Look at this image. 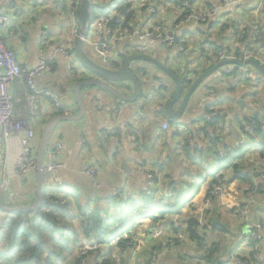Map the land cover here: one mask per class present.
Listing matches in <instances>:
<instances>
[{"label":"trees","instance_id":"16d2710c","mask_svg":"<svg viewBox=\"0 0 264 264\" xmlns=\"http://www.w3.org/2000/svg\"><path fill=\"white\" fill-rule=\"evenodd\" d=\"M50 1L53 5H58V8L62 11L58 16L59 27H62V31H66L64 27L70 23L71 32L76 29L78 33L80 22L77 19V14L81 0ZM169 1L172 2L175 8L184 10L177 23L182 22L190 12L189 8L184 9L182 7V3L186 2L188 6H191L196 2V0ZM260 1H262L261 11L258 9V2ZM29 3L33 4L35 10L49 9L50 11V8L37 5L33 0ZM208 6L212 5L208 4ZM250 7L252 8L250 10L246 8L248 15L252 16L248 24H246L247 16L245 17L243 13H240L238 17L241 20H238V18L233 21L228 19L225 24H222L221 29L227 26V29L233 33L232 50L219 46L216 42L210 41V38L201 40L199 42L200 48L207 46L214 52L221 51L225 56L236 58H241L244 52H248L251 56L254 55L256 49L264 50V0H255ZM234 8L235 6L233 10ZM145 9L144 11H146ZM227 10H230L227 13L230 15V7ZM17 11H19V6ZM141 11L143 13V9ZM110 14L94 7L92 0V17L87 29L97 19V16L105 15L108 17ZM258 14L260 16L259 20ZM55 15V11L51 10V14L44 16L43 19L48 20V22L54 19L51 26H55L57 23L53 18ZM116 15H110L112 18L107 24L110 32L120 29L131 34L134 32L135 24L141 23L136 21L137 12L131 5L125 6L123 3H119L116 7ZM216 15L211 18L213 22H209L206 31L210 30L212 24L215 25L221 20L220 11ZM237 21L242 25L243 36L241 39H236L238 32L235 31L234 26ZM259 21L261 23L258 25ZM191 23L195 26V32H189L190 38L197 35L203 36L204 33L199 27L205 22L190 21L180 28L189 26ZM49 26L47 24L41 25L42 33L39 37L41 42L47 43L51 47H66L69 48L70 53L73 52V43H70L67 36L53 33ZM255 28L260 30L261 35L257 42L253 36ZM11 29L14 31V35L9 34L8 36H15L19 39L21 37L19 35H22L21 30L16 28L15 25ZM66 32L69 33L70 30L67 28ZM72 34L76 33L72 32ZM42 35L44 36L43 40ZM129 46L125 43V46L121 45L118 50L117 58L120 65L123 64L128 53L125 50ZM89 54L91 55L90 52ZM201 54H204V49L201 50ZM207 61L210 60L207 58ZM118 66L115 63V67ZM246 67L253 69L251 66ZM64 68L69 76L74 78L75 83L80 80L69 73L65 62ZM55 71L56 67L54 72L49 75H53ZM183 75L185 76V74ZM186 81V78L182 80L183 87ZM87 89L86 87L81 88V95H84ZM53 94L56 95L57 93L54 92ZM60 103L61 106L56 110V114H62L65 111L64 101ZM159 110L163 114L164 107L159 108ZM214 119L213 124H216L217 119ZM251 122H254L256 126L253 133L257 137H263L264 115L259 114L254 116L252 120H246V123L250 124ZM217 141L218 138L211 140L209 144L215 146ZM258 143L259 141H256L248 147L255 151ZM220 146V149L213 147V149L209 148L205 151L202 147H199L192 151L186 144H183L182 151L184 150L183 153L186 159L184 176L175 178L176 180L173 179L172 181L169 178L163 181L157 177H152L151 181L146 178L140 187L129 189L128 192L121 189L108 198L90 197L79 191L64 193L61 187L55 189V193L51 192L50 189L43 188L42 204L38 210L34 212L5 213L4 220L0 224L1 264H125V261L116 262L114 253L121 254L127 248L133 249L138 244L136 240H133L130 233L142 230L141 232L147 234V238L142 241L147 243L153 231L158 229L167 230L173 235V241L169 244L171 250L176 249L179 245L185 249L187 246L193 247L195 251L200 252L201 259L207 264H237L232 261V256L237 254L245 255L239 257L242 260L241 264H264V259L259 257V252L261 253V249L264 247V204L257 207L258 199L264 195V185H258L260 187L257 188V194H253L251 198L247 196L250 199L249 202H252V198L255 197L254 202L249 207L248 221H243L242 216L236 213L234 215H237L239 220L235 222V227L232 228V225L224 219L225 215L220 211V193L225 190L222 188H225L230 181L241 182V184L250 187H255L256 184L254 183V174L248 170L249 164L245 163L247 161L243 156L242 147L236 149L238 146L235 148L222 144ZM260 149L259 157L264 160V146H261ZM220 154H223V156H220ZM221 164H223L222 167ZM212 165L220 169L219 173L214 172V175H212V172L209 173V171H212ZM208 177H212V180L209 188L204 193L203 202L196 207L191 205L192 209L187 213L183 212L186 203H189L200 193L201 186ZM207 199L209 200L208 203H206ZM200 213H203L202 222L198 217ZM148 221L152 223L143 230L145 228L143 227L144 224ZM257 223L261 227V239L253 242L249 234L252 232V224ZM238 228L240 229L239 236ZM211 233L213 235L218 234L217 237L222 236L221 234H229V237L233 235L238 239L235 240L236 242L233 245L228 246L224 244V240L214 239ZM185 240L192 242V244H182ZM241 242L246 243L248 254L243 251L239 253L237 247H234L235 244L239 246ZM127 243L129 244L125 246ZM114 244L117 247V252L113 250ZM156 248V251L160 250L161 245L159 244ZM208 252L212 255H207ZM178 253H181V251L178 250ZM252 255H255V257ZM145 264H152V259H148Z\"/></svg>","mask_w":264,"mask_h":264},{"label":"crops","instance_id":"0c3cea01","mask_svg":"<svg viewBox=\"0 0 264 264\" xmlns=\"http://www.w3.org/2000/svg\"><path fill=\"white\" fill-rule=\"evenodd\" d=\"M254 1L239 0L238 3L229 5L227 0H218L217 5L212 6H217L218 10L216 14L220 11V15L222 16H220L221 20L215 24L217 30L214 39L212 38V33L215 29V25L213 24L209 31H206V28L201 29L202 31L205 30L204 36L197 35L190 38L189 32H195V26L191 23L189 26L180 28L177 32L178 47L183 48L184 51L179 52L177 48L170 51L174 53L176 59L182 55L186 63H191L193 55H190L191 52L188 51L193 47L199 53H201L202 49L205 50V46L200 48L199 41L208 38L206 37V32L211 34L210 41L216 42L223 48L232 50L234 43L233 33L227 29V26L221 29V22L223 19H230L232 21L237 19L239 14L242 13L241 10H244L246 12L244 16H247L246 24H248L251 20L246 8L252 9L250 5ZM29 2L31 0H20L19 11L14 12V14L8 9L6 10L12 20V24L21 30L22 35H19L21 37L18 39L15 36L9 37L7 33L2 34L5 43L14 50L19 65L25 69L33 68L37 63L40 52L39 44L41 40L39 37L42 31L39 30L41 25L47 24V26L50 25L49 29L54 28V26H51L54 23V19L50 22L42 19L38 26L34 24L32 27V18L40 10H35L36 8H33V4ZM234 6V10L231 9ZM229 7L231 9L230 15L227 14L230 12V10H227ZM58 16L56 14L53 17L56 22L59 21ZM57 28H60L59 24ZM42 38H44L43 35ZM190 39L192 40L188 41ZM87 50L97 61V56L91 50ZM153 50L161 49L159 46L154 45ZM206 55L205 53L200 59L203 60ZM195 56H197V52ZM205 60L207 61V58ZM98 61L97 63L99 64ZM204 62L201 61L200 64ZM54 63L56 64L55 73L37 79L36 86L44 89V91L56 92V95L59 94L58 96L64 98L63 101L66 107L63 114H76L78 108L72 92L74 78L66 72L62 58H57ZM153 67L149 69L148 75L144 74L149 81L163 79L166 82L164 89L151 92L149 91V84H144L148 89L147 92L146 87L140 82L145 94L139 99L137 104L134 103L132 105L121 103L109 94L102 96L95 90H92L91 94L86 92L85 99L83 98L84 95H82L85 107L84 116L80 120L61 122L56 126L51 138L47 142L45 152L56 142H60L64 146L61 155L57 157V161L63 166L62 169L58 170L57 176L62 183L61 188L64 193L79 191L90 197L108 198L121 189L128 192L129 189L140 187L144 179H146L145 173H151L162 181L166 180V178L172 181L175 178L184 176L183 171L186 159L183 153L184 150L182 151L183 144L179 145V140L180 135L183 136V139L185 136L179 130L172 132L164 131L162 129V123L164 122H169L173 128L186 127L192 134V140L205 151L209 148L213 149V147L220 149L221 144L229 145L232 148L238 146L236 149L239 147L245 149V147L252 146L262 138L261 136L257 137L254 133L248 135L246 132L249 125H255L254 122L250 124L246 123V120H252L254 116L259 114L264 115L263 106L249 107L246 105V100H244L245 97H248L249 91L244 89L245 83L241 84L244 81L241 77L248 76L251 71L250 67L229 65L220 68L223 75L214 76L212 79L216 81H212V86H205L204 83L202 84L204 85L203 88L202 85L200 86L201 94L197 107L192 105L185 109L181 119L174 123L170 122L166 116L163 117L164 112L161 114L159 110L161 103L163 104L172 98L175 89L174 82L172 80L173 83L170 82V79L166 78V75L162 71L155 66ZM227 71L229 73H226ZM188 72V70L184 72L186 79L189 77L186 76ZM237 73L240 78L235 76ZM74 74L77 77L76 70H74ZM210 91L213 92L211 96L207 94ZM11 92L14 97L15 116L27 119V122L35 131L36 138L33 154L36 158L42 128L50 117L56 115V109L54 110L52 104L50 105L49 99L45 98V96H40L39 100L42 104H40L37 111L39 115L32 116L29 114L22 86L16 84ZM61 93L63 94L60 95ZM152 95L154 96L153 103L149 100ZM96 97H98V103H96ZM98 104L103 107L102 110H97L96 105ZM178 107L179 102L175 104L173 110L176 111ZM209 113L217 114L214 117L217 119L216 124H213L214 118L210 121L205 119V114ZM106 130H113L115 134L103 140L101 134ZM20 137L21 134L13 136L5 143V147L3 148L4 168L2 172L0 170V179L3 177L7 178L9 185L5 192L0 193V224L4 220L5 213H8L6 209L29 206L35 200L36 175L31 174L30 177L19 179L14 174L15 160L20 151ZM216 138H218L216 145H210L209 142ZM254 154L257 155L255 152ZM117 159L119 160L118 164ZM121 163L125 164L122 167L123 170H121ZM83 165L97 168V173L93 179L83 174ZM234 182H228L226 188L232 187V184H235ZM203 186L202 184L197 200H200L202 196L204 197ZM239 191L241 192L240 189ZM237 199H240V194H238ZM260 205H262V198L260 202L258 200L257 207ZM246 252L247 254L249 253L248 250ZM259 257L264 259V247L261 249V253L259 252Z\"/></svg>","mask_w":264,"mask_h":264},{"label":"built area","instance_id":"2783aa9c","mask_svg":"<svg viewBox=\"0 0 264 264\" xmlns=\"http://www.w3.org/2000/svg\"><path fill=\"white\" fill-rule=\"evenodd\" d=\"M20 4V0H0V170L3 171L4 165V155L3 148L5 147V143L12 138L13 136H17L21 134L20 137V151L15 160L14 164V174L19 179H24L30 177L31 174H35L37 169L36 158L33 154L34 149V141L36 138L35 131L33 127L29 125L27 119L17 117L14 114V97L11 92L12 88L19 84L23 87L25 97L27 100V105L29 108V114L32 116H38V109L41 103L39 100L40 96H45V98L50 99L53 105V109L57 110L60 108L61 103L64 98L55 95L49 91H44L42 88H38L36 86V80L41 78L42 76L51 74L54 72L56 64L54 63L57 58H62L66 64L67 70L71 75L74 74L75 70V61L74 55L69 52V48L56 46L51 47L47 43L40 42V52L38 56V60L36 65L33 68L25 69L22 68L16 58V54L14 50L9 48L5 43L2 34L7 33L8 35H14V31L11 29L14 24H12V20L9 16V13L6 11L7 9L14 14L18 10V6ZM182 7L187 5V3H183ZM213 9L210 11H206V17L214 18L218 7L212 6ZM205 14V13H204ZM99 19H95L93 24L88 29L87 37L84 39L87 47H90V50L97 56L100 61V65L114 69L115 63L119 60L117 58L118 50L121 45L125 46L129 44L130 51H135L136 53H140V55L148 56L151 52V49L154 45L160 47V49H174L177 48L179 52H183V48H179L177 44V36L175 38V34L173 30H168L161 22L155 23V25L148 30V32L141 33L142 28L146 25H137V28L134 29V32L128 34L125 37L118 38L113 35L112 32L109 31L107 24L111 21V16L108 15H99ZM205 22L202 19V15H188L185 17L183 22ZM179 24V25H180ZM176 24V28L179 26ZM93 26V28H92ZM102 29V30H101ZM236 32H238L237 38H242V33L234 28ZM74 33L77 34L76 29H73ZM75 34V35H76ZM254 40L258 41L261 37L260 30L255 28L253 30ZM91 37V39H90ZM44 38H42L43 40ZM122 39H125L126 42H120ZM133 44V46H131ZM252 58L250 55H244L242 58H237L241 60H247V58ZM236 59L233 56H225L223 53L219 52L217 60L222 61L224 59ZM260 63L258 60H256ZM261 64V63H260ZM263 67L264 65L261 64ZM226 73H229L227 71ZM250 74H248L249 76ZM140 82L144 85L149 84V91H155L159 89H164L166 87V82L163 79H153L150 80L145 76L144 73L140 74ZM144 85V86H145ZM146 87V86H145ZM148 92V89L146 87ZM209 96L213 95V92H207ZM98 97H96V103H98ZM51 105V103H50ZM97 110H102L103 107L101 105H96ZM215 116L216 113L205 114V119L210 121ZM255 125L251 124L248 126L246 132L247 134L253 133ZM162 129L164 131H176L179 130L185 136V144L188 146L190 150H196L199 148L196 142L191 137V133L184 126L173 128L169 122L162 123ZM115 132L113 130H106L101 134V138L103 140L108 139V137L114 135ZM64 146L60 142H56L52 147L46 150L44 153V168H43V187L50 189L51 192H54L55 189L61 187L62 183L57 176V172L59 169H62V164L57 161V157L61 155ZM223 156V154H220ZM82 172L84 175L88 176L90 179H93L95 174L97 173V168L94 166L83 165ZM146 178L151 181L152 177H154L151 173H145ZM9 185V181L7 178L3 177L0 179V193L5 192L7 186ZM213 186V185H212ZM257 191V187H250L247 196L251 198L253 194ZM209 200H206L208 203ZM235 213L240 214L242 216L243 221H248L249 214V205L248 204H237L236 208H234ZM251 231L249 236L253 242L259 241L261 239L260 231L261 227L259 223L253 225L251 227ZM247 253L246 251H243ZM245 256L243 254L236 256H232L234 262L237 264H241L242 260L239 257ZM255 257V255H252Z\"/></svg>","mask_w":264,"mask_h":264},{"label":"rangeland","instance_id":"374dc122","mask_svg":"<svg viewBox=\"0 0 264 264\" xmlns=\"http://www.w3.org/2000/svg\"><path fill=\"white\" fill-rule=\"evenodd\" d=\"M33 1L37 5H42L43 7L46 6V7L50 8V11H49V9L39 11L34 16V18H32V23H33L32 27L34 26V24H37V26H38V24L42 21L44 16L51 14V10L55 11V13L58 15H60V13L62 12L58 8V5H53L50 0H33ZM217 1L218 0H196V2L193 5L188 6V4H187L183 8L184 9L189 8L190 12H189V14H187V16L188 15H194V16L202 15V19L205 20V24H203L200 27V29H205L208 26L210 21L213 22V20H211L210 17H208V18L206 17V11H210V9H213L212 6H208V4L217 5ZM238 1L239 0H227L229 5L232 3H237ZM241 1H243V0H241ZM119 3H123L125 6L131 5L132 8L137 12L136 21L141 22V23L135 24L134 29L137 28V25H142V23L145 22L146 25H145V23H143L145 26L142 28L141 33H144L146 31L148 32V30L150 28H152L155 25V23L161 22V24L164 25L168 30L174 31L175 38L177 36V44H178V33L177 32L180 30L181 26L187 24V23L180 24L181 22L177 23V20L184 13L183 9L179 10V9L175 8L173 6L172 2L169 0H93V6L94 7L100 8L107 13H111L110 14L111 16H117L116 15V7ZM258 3H259L258 9H259V11H261L262 1H260ZM182 5H184V4L182 3ZM143 7L147 8V10L144 11ZM214 7H217V6H214ZM141 9H143V13H141ZM231 9H233V7ZM241 11L243 14L246 13L244 10H241ZM142 14H144V16L141 17ZM251 17L252 16H250V18ZM99 18H100V16H97V19H99ZM259 18H260V16L258 14V20H259ZM238 20H241V18H238ZM225 23H226V20L223 19L221 22V25L225 24ZM260 23L261 22L259 21L257 24L259 25ZM58 24H59V21L56 23V26H54V28H52L53 33L62 34L64 36H67L68 40H70V43L72 44L73 41L75 40V37L78 35V33L76 35L72 34L71 27L69 26L70 23L66 24V27L70 30L69 33L66 32L67 31L66 27H64V30H66L64 32L62 31V27L57 28ZM176 24H178V25L180 24L178 26V28H176ZM61 25H62V23H61ZM92 28H93V26H92ZM234 28H237V30L242 33V29H241L242 25L240 23H238V21L235 23ZM216 30H217V27L215 25L214 32L212 33L213 39H214V36L216 35ZM39 31H41V27H40ZM204 31H203V33H204ZM112 33L115 37H118V38H122V37H125L128 35L127 32L120 30V29L114 30ZM204 35L205 34H203V36ZM242 35H243V33H242ZM206 37L210 38L211 34H208L206 32ZM90 39H91V37H90ZM191 40L192 39H190L188 41H191ZM120 42H126V40L122 39ZM194 42H196V41H194ZM85 48L90 50V47L86 46ZM170 50L171 49L153 50V47H152L151 52L148 54L147 57L159 61L160 63L165 65L168 69H170L174 74L179 76V78L182 80L185 79V76L183 75L184 72L188 70L189 72L187 73L186 76H189V77H188V79H186L187 81L184 84L185 86L183 87V90H184L183 93H185V91L193 84V82L199 76H201L205 71L210 69L212 66H214L216 64V62H218L217 57H218L219 52H214L210 47H207V46H205L204 54L205 53L207 54L205 58H210L211 59V60L209 59L210 61H206L205 58L203 60H201L200 58L204 54H201V53H199V51H196L195 47L191 48V50L188 51V52H191L190 55H193L192 60L190 61L191 63H186L185 58H183L182 55L178 59H176L174 57V53ZM125 51L128 52L127 55H129V54L140 55L139 52L136 53L135 51H130V49L127 47H126ZM196 52H197V56H195ZM71 53L73 54V52H71ZM244 55H249V53L244 52L242 57ZM251 57L255 58L261 64L264 65V50L256 49L254 52V55H251ZM230 59H232V58H230ZM247 59H251V58H247ZM74 61L76 63L75 70H76V73H77L76 76L78 77V79H82L83 77L91 76L88 72H85V70L78 63V61H76V59H74ZM201 61H205V62L200 64ZM98 62L100 63V61H98ZM116 63L119 65L117 68L122 66V64L120 65L118 61ZM198 64H199V66H198ZM186 67H188V68L186 69ZM150 68H154L153 65L146 63V62H136V63H134V66H133L134 72L136 73V75H137L136 77L138 79H140V73L141 72L148 75ZM219 74L223 75L222 69H219L214 74L210 75L204 81V85L205 86H212L213 85L212 81H216V80H213L212 78H214V76H217ZM249 74H250L249 76H251V75L252 76L251 77H248V76L241 77V78H243L242 80H244L241 84L245 83L244 89H247L249 91L248 97H245V99H244V100H246V105L249 107L264 106V79L254 69H251ZM235 76H237V78H240L238 73ZM170 82H172V81L170 80ZM204 85H202V88ZM114 86L117 90L122 91V92L130 90V86L128 84H116ZM72 88H73V86H72ZM92 90H95L96 92H98L102 96H105L107 94V93H105L101 90H98L96 88H88L86 90V92L91 94ZM200 94H201V88L199 87L194 92V94L190 97L186 109L192 105L194 107H197L198 102H199V98H200ZM83 98L84 99L86 98V94H84ZM153 98H154L153 95L149 98V100L152 101V103L154 101ZM138 101L136 102V104L138 103ZM154 104L156 105V103H154ZM163 107H164V103L163 104L161 103L159 108H163ZM162 112H164V111H162ZM162 116L164 117L165 115H162ZM184 139H183V136L180 135L179 145L185 144ZM261 146H264V136L259 140V143L257 144V146L255 148L256 149L255 151L251 150L250 147H248V146L245 147V149H242V151L244 153L243 156L247 161L245 163L249 164V166H248L249 170L254 174V183L256 184L257 188L260 187V186H258L260 184L264 185V168H263L264 167V160L259 157ZM254 152L257 153L258 156L256 154H254ZM36 153H37V151H36ZM118 161L119 160L117 159V164H118ZM260 168H263V169H260ZM211 170L212 171H209V173L212 172V175H214L213 174L214 172L219 173V171H220V169L215 165L211 166ZM212 175H210V176H212ZM211 180H212V177H208L206 182L203 183V185H204L203 195L207 191V189L209 188ZM234 183L235 184H232L233 186L228 188V189L225 186L226 189L223 190V192L221 191L222 193H220V203L222 206V207L220 206V211L223 215H225L224 219L232 225V228L235 227V222L237 220H239L238 216L234 215V214H236L234 211V208H236L237 204L238 205L239 204H241V205L248 204L250 207L255 200V197H253L252 202H249L250 199L247 197V193L250 190V186H247L246 184L242 185V184H240L241 182L240 183L234 182ZM222 189H224V187ZM239 189L241 190V192L239 191ZM238 194H240V199H237ZM254 194H257V191ZM197 197H198V195H196L189 203H186L183 212L187 213L190 209H192V207H194V206L196 207L203 202V200H204L203 196L200 200H197ZM261 198H262V204H264V195H262L258 199L259 202H260ZM191 205H192V207H191ZM198 217L200 218V220L202 222L203 213H200ZM151 223L152 222H149V221L146 222L143 226V227H145L143 230H145L146 227H148ZM237 230L239 232L238 233V236H239L240 229L238 228ZM141 231H136V232L133 231L130 233L133 236V240H136L139 244V245L136 244V246L133 249L127 248L123 253L119 254L117 252L118 250H117V247L115 246V244H114V247L112 246L113 250H115L117 252V254L114 253V255L116 256V262L125 261V264H145V262L148 259H152V264H207L205 261H203V259H201L200 252L195 251V248H193V247L187 246L185 249L183 246L179 245L176 247V249L171 250L169 248L170 247L169 244H170V242L173 241V239H172L173 235L169 231L160 230V229L153 231V234L151 235L150 240L147 243H145V241L144 242L142 241V240H145L147 238V234L143 233ZM217 235L218 234H214L213 238L218 240V241L224 240V244H226L228 246L233 245L238 239L236 237H233V235L229 237V234H224V235L221 234L222 236H219V237H217ZM227 239H229V240H227ZM183 243L187 244V245L192 244V242H190L188 240L183 241L182 244ZM128 244L129 243L125 244V246H127ZM159 244L161 245V249L156 251L155 248L158 247ZM87 245H89V244H87ZM234 247H237V249L239 250V253L247 250V245H246V243H243V242H241L239 246H238V244H235ZM178 250H180L181 253H178ZM206 254L209 256L212 255L210 252H208ZM232 261H234V259H232ZM210 262L212 263V260ZM0 264H1V262H0Z\"/></svg>","mask_w":264,"mask_h":264},{"label":"water","instance_id":"95a60500","mask_svg":"<svg viewBox=\"0 0 264 264\" xmlns=\"http://www.w3.org/2000/svg\"><path fill=\"white\" fill-rule=\"evenodd\" d=\"M91 5L92 0H81L80 8L78 10L77 19L80 22V29L77 37L73 42V53L78 63L82 66L85 72H88L91 76L85 77L84 79L78 80L73 84V97L78 108L76 114H56L50 117L47 122L44 124L41 136L40 143L38 146L36 154V163L37 169L35 172L36 175V188H35V200L29 206H20L11 209H6L8 212H34L38 210L42 204V191H43V168H44V152L47 146L49 138L52 136L56 126L61 122L77 121L80 120L85 113V107L81 95V88H96L101 90L121 103L125 104H134L141 97H143L144 89L140 80L136 77L133 66L136 62H146L157 67L162 71L168 78L174 82L175 90L173 96L170 100L164 103V115L170 122H178L183 112L185 111L190 97L194 92L204 83V81L220 68L224 66H237V67H246L251 66L256 70L261 77L264 79V67L258 63L256 60L247 59H224L218 61L214 66L205 71L201 76H199L193 84L183 93L182 80L174 74L170 69L165 65L160 63L157 60L149 58L144 55H126L123 64L119 68H106L92 57L88 50L85 48V38L88 34V24L91 21ZM141 72L140 74H142ZM116 84H128L130 86L129 92H122L115 88ZM179 102V107L176 111L173 110L175 104ZM240 104V102H239ZM125 164L121 163V170ZM128 169V168H127Z\"/></svg>","mask_w":264,"mask_h":264}]
</instances>
